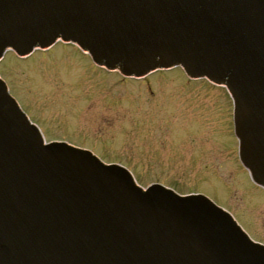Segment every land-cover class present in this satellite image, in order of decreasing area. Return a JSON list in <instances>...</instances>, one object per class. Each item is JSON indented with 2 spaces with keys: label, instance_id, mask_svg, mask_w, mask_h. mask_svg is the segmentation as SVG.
Instances as JSON below:
<instances>
[{
  "label": "water",
  "instance_id": "1",
  "mask_svg": "<svg viewBox=\"0 0 264 264\" xmlns=\"http://www.w3.org/2000/svg\"><path fill=\"white\" fill-rule=\"evenodd\" d=\"M59 38L126 75L180 65L225 84L264 186V0H0V58ZM0 264H264V244L203 194L144 188L89 149L46 143L0 77Z\"/></svg>",
  "mask_w": 264,
  "mask_h": 264
},
{
  "label": "rangeland",
  "instance_id": "2",
  "mask_svg": "<svg viewBox=\"0 0 264 264\" xmlns=\"http://www.w3.org/2000/svg\"><path fill=\"white\" fill-rule=\"evenodd\" d=\"M90 61L59 42L25 60L7 51L0 73L48 140L88 146L142 185L207 193L264 243V190L237 162L226 89L187 79L178 67L135 82Z\"/></svg>",
  "mask_w": 264,
  "mask_h": 264
},
{
  "label": "bare ground",
  "instance_id": "3",
  "mask_svg": "<svg viewBox=\"0 0 264 264\" xmlns=\"http://www.w3.org/2000/svg\"><path fill=\"white\" fill-rule=\"evenodd\" d=\"M32 54H33V53H32ZM32 54H31V55H32Z\"/></svg>",
  "mask_w": 264,
  "mask_h": 264
}]
</instances>
